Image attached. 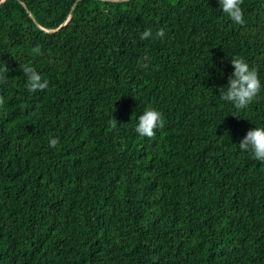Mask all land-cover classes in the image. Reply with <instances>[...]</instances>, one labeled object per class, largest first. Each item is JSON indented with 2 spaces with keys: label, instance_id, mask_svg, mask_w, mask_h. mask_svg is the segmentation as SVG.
Wrapping results in <instances>:
<instances>
[{
  "label": "trees",
  "instance_id": "1",
  "mask_svg": "<svg viewBox=\"0 0 264 264\" xmlns=\"http://www.w3.org/2000/svg\"><path fill=\"white\" fill-rule=\"evenodd\" d=\"M241 9L242 25L218 0L0 3V264H264V163L239 149L264 127V0ZM233 58L261 82L245 109L219 96ZM148 108L153 139L135 131Z\"/></svg>",
  "mask_w": 264,
  "mask_h": 264
},
{
  "label": "clouds",
  "instance_id": "2",
  "mask_svg": "<svg viewBox=\"0 0 264 264\" xmlns=\"http://www.w3.org/2000/svg\"><path fill=\"white\" fill-rule=\"evenodd\" d=\"M220 8L228 18L235 24H243V12L241 4L243 0H218ZM165 30L159 29L155 38H163ZM152 38L151 30H145L141 36V40ZM34 54H40V47L37 46L32 49ZM148 60L147 56L142 58ZM231 65L234 72L228 78V84L225 88L220 89V99L231 103L236 109L247 108L261 91V82L258 78V73L242 58H233ZM24 76L27 77V89L31 93L44 91L48 88V81L44 80L36 69L27 64L20 66ZM141 67L147 68L148 64L142 63ZM9 69L6 65L0 68V82H6L7 73ZM4 99L0 97V106H3ZM163 127L162 114L151 108L146 109L142 115L139 116L138 124L135 131L141 137L153 139L156 135V129ZM50 148H56L59 144V138H50L48 141ZM239 149L243 152H250L253 158L264 163V127H255L254 130L248 131L245 138L240 142Z\"/></svg>",
  "mask_w": 264,
  "mask_h": 264
},
{
  "label": "water",
  "instance_id": "3",
  "mask_svg": "<svg viewBox=\"0 0 264 264\" xmlns=\"http://www.w3.org/2000/svg\"><path fill=\"white\" fill-rule=\"evenodd\" d=\"M3 1H4V0H1L0 3L3 2ZM114 1H122V0H114ZM30 16H31V15H30Z\"/></svg>",
  "mask_w": 264,
  "mask_h": 264
}]
</instances>
